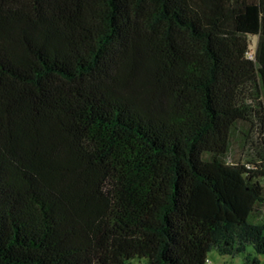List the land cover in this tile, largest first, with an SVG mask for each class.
Instances as JSON below:
<instances>
[{
    "label": "trees",
    "instance_id": "trees-1",
    "mask_svg": "<svg viewBox=\"0 0 264 264\" xmlns=\"http://www.w3.org/2000/svg\"><path fill=\"white\" fill-rule=\"evenodd\" d=\"M262 178L264 0H0V264H261Z\"/></svg>",
    "mask_w": 264,
    "mask_h": 264
},
{
    "label": "rangeland",
    "instance_id": "rangeland-1",
    "mask_svg": "<svg viewBox=\"0 0 264 264\" xmlns=\"http://www.w3.org/2000/svg\"><path fill=\"white\" fill-rule=\"evenodd\" d=\"M258 38L252 37L250 39V52L251 54H254L256 51ZM258 143H255L254 145L250 143L245 144L244 137L240 135V137L235 136L233 138L232 143V150L231 153H229L227 161L228 162H237L239 160L243 162H247V160L255 159L257 161V158L255 157V151L257 149ZM255 161V162H256ZM262 183L264 184V178L261 179ZM262 216L264 218V209L262 212ZM248 252L252 253L254 256H258L261 264H264V255H257L253 248L250 247L248 249ZM209 259L212 261L213 264H244L243 256H239L236 258H231L229 256H223L220 255L218 252L213 251L209 255ZM130 264H145L144 260L135 259L130 262Z\"/></svg>",
    "mask_w": 264,
    "mask_h": 264
},
{
    "label": "built area",
    "instance_id": "built-area-1",
    "mask_svg": "<svg viewBox=\"0 0 264 264\" xmlns=\"http://www.w3.org/2000/svg\"><path fill=\"white\" fill-rule=\"evenodd\" d=\"M208 264H213L212 261H211L210 259L208 260Z\"/></svg>",
    "mask_w": 264,
    "mask_h": 264
}]
</instances>
